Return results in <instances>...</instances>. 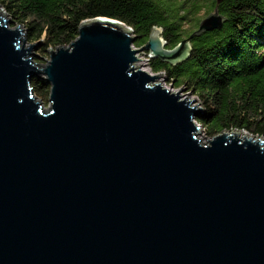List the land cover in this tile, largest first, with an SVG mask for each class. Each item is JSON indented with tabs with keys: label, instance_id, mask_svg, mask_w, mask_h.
Listing matches in <instances>:
<instances>
[{
	"label": "water",
	"instance_id": "obj_1",
	"mask_svg": "<svg viewBox=\"0 0 264 264\" xmlns=\"http://www.w3.org/2000/svg\"><path fill=\"white\" fill-rule=\"evenodd\" d=\"M215 2L190 37L224 23ZM1 10L0 264H264V139L202 142V107L136 66L180 63L189 41L154 26L134 47L96 17L42 65Z\"/></svg>",
	"mask_w": 264,
	"mask_h": 264
},
{
	"label": "trees",
	"instance_id": "obj_2",
	"mask_svg": "<svg viewBox=\"0 0 264 264\" xmlns=\"http://www.w3.org/2000/svg\"><path fill=\"white\" fill-rule=\"evenodd\" d=\"M215 4V0H0L11 26L21 25L41 56L70 45L80 23L96 17L124 23L136 37L135 47L145 44L154 26L162 29L167 48L186 39L191 49L185 60L172 65L148 57L150 70L162 72L169 84L196 96L202 107L196 120L208 138L238 130L264 139V0H222L218 11L224 23L190 37ZM31 85L34 95L47 103L49 86L38 79Z\"/></svg>",
	"mask_w": 264,
	"mask_h": 264
},
{
	"label": "rangeland",
	"instance_id": "obj_3",
	"mask_svg": "<svg viewBox=\"0 0 264 264\" xmlns=\"http://www.w3.org/2000/svg\"><path fill=\"white\" fill-rule=\"evenodd\" d=\"M0 9H1V7H0ZM4 13H5V12H4ZM200 15H201V16L205 15L204 11H202V12L200 13ZM206 15H208V14H206ZM206 15H205V16H206ZM205 16H203V17H205ZM10 26H11V25H10ZM187 26H188V25L185 24V25H183L182 28L186 29ZM12 27H13V26H12ZM22 38L24 39V43L21 42V44L23 43V46L27 47V46L33 44V43H30V42L27 40L26 35H25V30H23V37H22ZM134 47H135V46H134ZM36 50H37V49H35V48H32V49H31V51H32V52H35V53L37 52ZM42 57H43L42 59H40V60H36V61H38V62L41 63L42 65H45V64L47 63L48 54L45 55V56H42ZM142 59H144V61H143ZM145 59H146V61H145ZM136 66L139 67V68H141V69H143V70H145V71H148L150 74H159V73H162V72H159V73H153V72L150 70V68H149V66H148V60H147V56H146V55H142V56H141V60H139V61L136 63ZM156 81H157L158 83H160L163 87H165V88H167V89H170V90L173 91V92H179V94H180V98H181V99H194V100H195V103H198V105L201 107L199 101H197V98H196V96H195L193 93L188 92L186 89H183V88H175L173 85H172V87H171V84H169V83L167 82V80H166V78H165V76H164L163 73H162V75H161ZM34 96H35V95H34ZM35 97L39 100V98H38L37 96H35ZM45 106H47V103H45ZM45 109H46V108H45ZM206 137H207V136H206V134H204V131H203L201 125H200L199 130H198V132H197V138L200 139L202 142H206Z\"/></svg>",
	"mask_w": 264,
	"mask_h": 264
},
{
	"label": "bare ground",
	"instance_id": "obj_4",
	"mask_svg": "<svg viewBox=\"0 0 264 264\" xmlns=\"http://www.w3.org/2000/svg\"><path fill=\"white\" fill-rule=\"evenodd\" d=\"M1 10V9H0ZM2 11V10H1ZM3 12V11H2ZM21 34H22V37H23V31L21 32ZM143 61H144V59H142Z\"/></svg>",
	"mask_w": 264,
	"mask_h": 264
}]
</instances>
